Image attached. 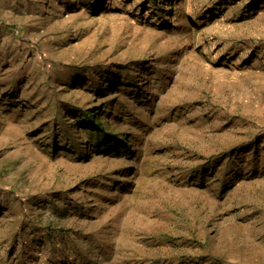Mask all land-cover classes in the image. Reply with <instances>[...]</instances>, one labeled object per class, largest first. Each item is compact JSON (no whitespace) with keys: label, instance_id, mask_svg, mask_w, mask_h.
<instances>
[{"label":"rangeland","instance_id":"rangeland-1","mask_svg":"<svg viewBox=\"0 0 264 264\" xmlns=\"http://www.w3.org/2000/svg\"><path fill=\"white\" fill-rule=\"evenodd\" d=\"M0 264H264V0H0Z\"/></svg>","mask_w":264,"mask_h":264},{"label":"trees","instance_id":"trees-1","mask_svg":"<svg viewBox=\"0 0 264 264\" xmlns=\"http://www.w3.org/2000/svg\"><path fill=\"white\" fill-rule=\"evenodd\" d=\"M110 136H113V135H105V138H108V137H110ZM104 138V137H103Z\"/></svg>","mask_w":264,"mask_h":264},{"label":"bare ground","instance_id":"bare-ground-1","mask_svg":"<svg viewBox=\"0 0 264 264\" xmlns=\"http://www.w3.org/2000/svg\"><path fill=\"white\" fill-rule=\"evenodd\" d=\"M151 63H153V62H151Z\"/></svg>","mask_w":264,"mask_h":264}]
</instances>
